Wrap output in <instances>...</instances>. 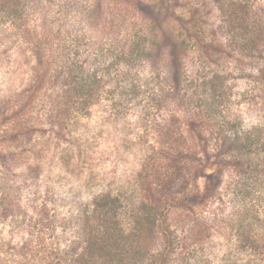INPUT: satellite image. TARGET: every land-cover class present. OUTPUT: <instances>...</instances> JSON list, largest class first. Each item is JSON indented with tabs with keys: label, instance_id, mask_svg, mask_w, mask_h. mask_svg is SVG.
<instances>
[{
	"label": "trees",
	"instance_id": "obj_1",
	"mask_svg": "<svg viewBox=\"0 0 264 264\" xmlns=\"http://www.w3.org/2000/svg\"><path fill=\"white\" fill-rule=\"evenodd\" d=\"M28 4L0 0V22L34 59L27 86L0 102V157L44 130L64 138L101 95L137 91L145 68L157 109L171 108L153 124V168L140 176L138 199L95 198L83 217L82 247L56 262L37 246L31 254L28 240L10 251L0 244V260L9 253L13 264H166L214 233L264 253V109L255 123L231 115L233 97L253 106L264 100V15L252 1L111 0L106 36L87 34V24L88 39L71 45L64 37L49 42L38 32L44 24L30 28ZM234 76L252 82L245 95L233 94ZM161 78L166 88L158 87Z\"/></svg>",
	"mask_w": 264,
	"mask_h": 264
},
{
	"label": "rangeland",
	"instance_id": "obj_2",
	"mask_svg": "<svg viewBox=\"0 0 264 264\" xmlns=\"http://www.w3.org/2000/svg\"><path fill=\"white\" fill-rule=\"evenodd\" d=\"M251 1L264 15V0ZM24 2L31 4L24 13L30 17L28 25L33 28L37 23L44 24L38 32L47 34L49 42H57L62 37L68 39L70 45L76 38L86 40L88 35L83 29L87 24V34L91 31V35L97 32V37H105L108 33L106 21L111 0ZM97 2L99 7L95 10ZM60 45L58 42V47ZM33 64L27 44L15 35L13 27L0 22V102L27 86ZM140 76L142 79L135 92L118 94L111 99L101 95L88 111L69 122L64 138H56L53 132L44 130L20 148L3 150L5 155L0 157V244L3 250L10 251L11 247L28 240L32 245L31 254L37 246L41 249L39 255L56 262L82 247L83 217L95 198L108 193L127 201L140 197V176L153 164V124L171 108L168 104L167 109H157L153 101V80H147L146 68L141 70ZM159 81L158 87L166 88L161 83L162 78ZM230 81L236 95H245L252 85L250 80L240 76ZM240 97L232 98L235 104L231 115H239L245 124L262 121L260 112L264 109V100L253 106L242 103L243 97ZM211 173V170L205 171L196 185L203 186ZM223 209L224 217L230 210L227 205ZM259 211H263L264 217V206L259 207ZM236 242L214 233L202 245L190 250L185 258L177 261L172 257L166 264H264V253L242 249ZM164 247L157 246L154 250L162 251ZM2 256L0 264H13L9 253Z\"/></svg>",
	"mask_w": 264,
	"mask_h": 264
}]
</instances>
